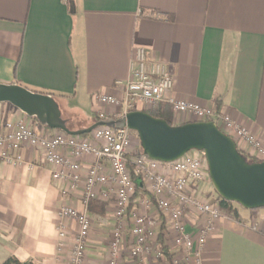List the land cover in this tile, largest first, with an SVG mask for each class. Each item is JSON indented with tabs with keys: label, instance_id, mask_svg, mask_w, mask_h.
<instances>
[{
	"label": "crops",
	"instance_id": "crops-1",
	"mask_svg": "<svg viewBox=\"0 0 264 264\" xmlns=\"http://www.w3.org/2000/svg\"><path fill=\"white\" fill-rule=\"evenodd\" d=\"M136 48L168 69L174 99L214 108L264 137V0H0V84L65 103L68 126L75 110L92 117L89 127L94 116L114 118L118 110L94 98L120 95L116 83L129 79ZM21 120L40 135L59 133L0 104V134ZM173 123L185 124L175 115ZM20 153L19 169L0 159V264H69L58 252V210L82 211L81 194H60L39 150ZM237 208L241 222L219 223L204 264H264V209ZM91 218L86 264H110L111 210Z\"/></svg>",
	"mask_w": 264,
	"mask_h": 264
},
{
	"label": "built area",
	"instance_id": "built-area-1",
	"mask_svg": "<svg viewBox=\"0 0 264 264\" xmlns=\"http://www.w3.org/2000/svg\"><path fill=\"white\" fill-rule=\"evenodd\" d=\"M116 87L119 96L98 94L94 98L118 110L113 119L135 111L147 113L156 104L166 103L185 124L212 122L236 143H245L241 153L264 162V137L214 108L174 99L168 69L144 48L134 50L130 77L118 81ZM99 119L108 120L103 114ZM6 130L0 134L2 162L19 169L25 166L22 149L39 150L60 194H81L82 211L69 206L58 210V252L67 254L69 264H86L94 226L89 206L94 200L106 204L115 221L110 264H125V259L132 264H204L208 240L225 217L203 152L191 151L178 161L163 163L144 155L138 135L129 129L100 127L89 137L62 132L40 135L21 120L8 123ZM133 176L141 179L148 195L134 202L137 186ZM160 236L173 254L171 261L161 250Z\"/></svg>",
	"mask_w": 264,
	"mask_h": 264
},
{
	"label": "water",
	"instance_id": "water-1",
	"mask_svg": "<svg viewBox=\"0 0 264 264\" xmlns=\"http://www.w3.org/2000/svg\"><path fill=\"white\" fill-rule=\"evenodd\" d=\"M0 104L13 106L47 129L74 137L90 135L100 127L129 129L138 135L144 155L153 161L171 163L191 151L203 152L219 197L248 211L264 209V162L249 163L236 142L212 122L170 126L162 119L135 111L72 131L54 97L17 84H0Z\"/></svg>",
	"mask_w": 264,
	"mask_h": 264
},
{
	"label": "trees",
	"instance_id": "trees-1",
	"mask_svg": "<svg viewBox=\"0 0 264 264\" xmlns=\"http://www.w3.org/2000/svg\"><path fill=\"white\" fill-rule=\"evenodd\" d=\"M149 115H151L152 117L156 118V119H162L164 121H166L170 126H174L173 123V119H174V113L172 110V107L166 103H158L156 104L152 110H150L149 112H147ZM100 119L96 116H94V121L97 122ZM185 125V124H184ZM88 136V135H87ZM84 136V137H87ZM249 163H256L258 162L256 159L254 158H250L246 155H244L243 153H241ZM129 168L131 170H133V167L130 165ZM134 181L136 182V194L135 197L133 199V202L135 200H137L140 197H147V192L144 190L143 188V184L140 178H137L136 176H133ZM218 202H219V206L221 209V212L223 214V216L231 221L234 222H238L240 223V214H239V210L237 208V205L227 202L225 200H223L221 197L218 196ZM133 205V204H132ZM89 213L91 216L94 215H104L106 213V205H104L103 203L99 202V201H92L90 203L89 206ZM159 245L161 247V250L163 252V254L165 255L166 259L171 261L173 254L172 252L168 249V247L165 245L162 236H160L159 238ZM2 264H35L33 261H28V262H20L17 258L12 257L7 259L5 262H3Z\"/></svg>",
	"mask_w": 264,
	"mask_h": 264
},
{
	"label": "rangeland",
	"instance_id": "rangeland-1",
	"mask_svg": "<svg viewBox=\"0 0 264 264\" xmlns=\"http://www.w3.org/2000/svg\"><path fill=\"white\" fill-rule=\"evenodd\" d=\"M60 107H62L64 109V111H68L67 110V105L63 102H60ZM61 109V108H60ZM74 115H76V117L74 118V120H72L69 123V127L72 130H78L81 126H86V128H89V126H87V123H92V117L91 116H87L83 113H81L80 111H73ZM89 137V136H88Z\"/></svg>",
	"mask_w": 264,
	"mask_h": 264
}]
</instances>
